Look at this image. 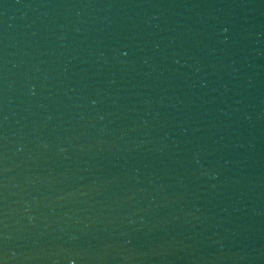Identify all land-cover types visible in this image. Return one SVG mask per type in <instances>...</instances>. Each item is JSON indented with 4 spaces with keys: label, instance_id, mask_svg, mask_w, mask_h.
I'll return each mask as SVG.
<instances>
[{
    "label": "water",
    "instance_id": "1",
    "mask_svg": "<svg viewBox=\"0 0 264 264\" xmlns=\"http://www.w3.org/2000/svg\"><path fill=\"white\" fill-rule=\"evenodd\" d=\"M0 264H264V0H0Z\"/></svg>",
    "mask_w": 264,
    "mask_h": 264
}]
</instances>
